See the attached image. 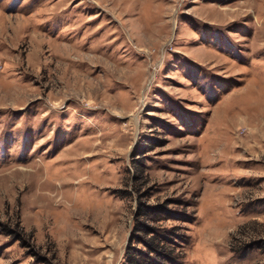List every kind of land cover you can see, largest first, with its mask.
Here are the masks:
<instances>
[{
    "label": "rangeland",
    "instance_id": "374dc122",
    "mask_svg": "<svg viewBox=\"0 0 264 264\" xmlns=\"http://www.w3.org/2000/svg\"><path fill=\"white\" fill-rule=\"evenodd\" d=\"M0 264H264V0H0Z\"/></svg>",
    "mask_w": 264,
    "mask_h": 264
},
{
    "label": "trees",
    "instance_id": "16d2710c",
    "mask_svg": "<svg viewBox=\"0 0 264 264\" xmlns=\"http://www.w3.org/2000/svg\"><path fill=\"white\" fill-rule=\"evenodd\" d=\"M150 253H154L155 255H161V248L158 246V244L153 245V244H149L148 245Z\"/></svg>",
    "mask_w": 264,
    "mask_h": 264
}]
</instances>
